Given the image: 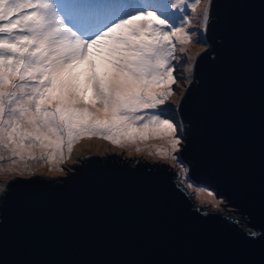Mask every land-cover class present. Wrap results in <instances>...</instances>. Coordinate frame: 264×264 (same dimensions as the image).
Returning a JSON list of instances; mask_svg holds the SVG:
<instances>
[{
	"label": "water",
	"instance_id": "obj_1",
	"mask_svg": "<svg viewBox=\"0 0 264 264\" xmlns=\"http://www.w3.org/2000/svg\"><path fill=\"white\" fill-rule=\"evenodd\" d=\"M207 31L180 156L241 219L196 207L169 164L90 158L9 182L0 264H264V0H212Z\"/></svg>",
	"mask_w": 264,
	"mask_h": 264
},
{
	"label": "snow or ice",
	"instance_id": "obj_2",
	"mask_svg": "<svg viewBox=\"0 0 264 264\" xmlns=\"http://www.w3.org/2000/svg\"><path fill=\"white\" fill-rule=\"evenodd\" d=\"M211 3L0 0V171L38 161L63 171L75 144L92 137L130 155L164 140L148 155L179 162L182 141L164 106L179 90L177 53L197 36L194 18L207 30Z\"/></svg>",
	"mask_w": 264,
	"mask_h": 264
},
{
	"label": "rangeland",
	"instance_id": "obj_3",
	"mask_svg": "<svg viewBox=\"0 0 264 264\" xmlns=\"http://www.w3.org/2000/svg\"><path fill=\"white\" fill-rule=\"evenodd\" d=\"M203 7V5L201 6ZM202 23V18L197 16L194 18V24L189 29L191 32L196 33L197 36L194 39L193 43L187 45L186 53H177L180 57L179 63L177 64V71L175 75L179 80L178 85H173L174 88H178L179 90L175 95L171 97V100L164 106L165 108L171 109V112L168 113L169 117H171L178 127V136L183 144V136L184 133L181 132V120L179 117L178 106L180 104V100L182 99L186 89L188 88L194 71L195 61L199 55L204 53L207 49L210 48V39L208 37V31H203L200 27ZM173 63H177L173 61ZM183 65V67H181ZM192 66L191 74L187 73L188 66ZM147 143V147L145 145H141L144 148V151L141 153H136L134 150L132 154H129V149L121 148L119 146L113 145L109 141L100 139L98 137L92 138H84L79 143L75 144L71 157L67 159L64 163L60 164L59 167L63 169V171L55 170L56 166L46 164L43 161L38 162H29L28 168L29 171L20 170L25 167L23 163L16 166L17 170L15 171H0V201L3 199L4 194L7 192L8 184L11 180L17 177H31V176H41L44 178H48L51 176H65L69 175L70 172L73 171V168L81 161L102 157L106 158L108 156H117L119 158H127L136 162L138 160L145 161L148 163H159V164H169L175 171L176 178L179 179V184L184 183L183 188L187 187V192L190 194L192 200L196 207L205 208L210 211L221 212L223 214L228 215L229 217L234 219H241L239 215L233 213V209L229 207L226 202L222 198H217L215 195V199L212 203L208 201L213 200L212 197H208L207 193L209 190L197 187L192 183L189 176V165L186 162L181 161L180 151L176 153L179 157V162H172L170 160H163L156 155H148L149 150L153 153L155 152L156 147H167V144L164 140H150ZM5 164L7 162H4ZM183 164L185 168L188 169L186 176L182 175V170L179 167V164ZM192 184V188L188 187V184ZM203 198V200H202ZM217 204L219 206H217Z\"/></svg>",
	"mask_w": 264,
	"mask_h": 264
}]
</instances>
